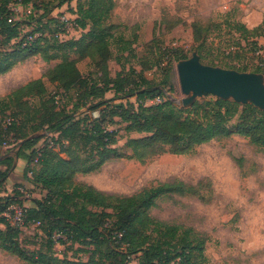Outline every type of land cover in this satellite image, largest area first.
Listing matches in <instances>:
<instances>
[{
	"label": "trees",
	"instance_id": "16d2710c",
	"mask_svg": "<svg viewBox=\"0 0 264 264\" xmlns=\"http://www.w3.org/2000/svg\"><path fill=\"white\" fill-rule=\"evenodd\" d=\"M64 2L70 0H61L60 5ZM10 3L11 0H0V75L27 57L39 55L46 62L56 61L46 74L58 83L62 96H51L46 82L37 78L0 98L3 109L13 111L0 119V147L11 144L9 139L14 138L17 156L27 161L23 180L45 192L41 198L33 199L34 206L25 204L28 198H24L23 184H16L13 192L7 194L5 184L14 170V156L0 161V248L34 264H52V255L30 253L18 240L20 226L36 222L43 226L48 221L52 224V243L86 241L96 246L86 261L64 257L56 264H105L94 256L97 246L104 242L112 246L106 258L115 257L114 264H133V256L138 259L136 264H202L205 238H191L189 229L157 220L150 213L159 197L192 192L195 186L174 180L136 194L117 195L87 183H76L75 176L96 171L109 159L122 156L115 146L117 133L106 122L107 109L126 121L127 131L145 134L130 137L126 143L132 150L131 156L141 161L158 151L186 153L196 145L232 134L244 136L264 150V109L215 97L182 107L169 95L165 96L164 85L152 84L144 75H139L145 81L142 86H128L121 72L111 77L109 61L115 58L120 63L121 55L135 51L138 40L137 34L130 40L113 33L114 25L109 19L117 6L116 0H78L72 10L83 32L80 37L70 39L57 36L65 31L64 23L60 17L51 16L49 10L29 14L25 21L37 22L31 33L23 34L24 21L9 20L14 15ZM29 4L25 1V5ZM51 23L56 26L47 33L44 28L51 29ZM234 27L238 32L250 34L246 37L252 38L250 43L254 45L259 44L257 37L264 36V19L253 28L237 20ZM30 36H34L32 40ZM113 45L116 54L111 50ZM164 49L169 63L177 56L188 58L179 47ZM72 53L79 56L72 58ZM229 55L237 60L226 61L222 66L264 71V64L249 69L250 63L242 62L253 56L242 47L229 50ZM85 58L96 62V75L93 72V76L87 77L80 70L78 62ZM109 91L114 93L111 98L106 96ZM132 96L135 101L130 99ZM29 98L38 99L31 109ZM62 99L65 104L59 108L57 104ZM117 99L127 101L116 102ZM26 107L30 110L26 111ZM92 112H98L99 116L93 117ZM8 116L16 120L5 126L3 120ZM28 128L30 134H26ZM89 144V156L83 157L77 150H85ZM13 204L23 207L21 224H12L4 214Z\"/></svg>",
	"mask_w": 264,
	"mask_h": 264
},
{
	"label": "rangeland",
	"instance_id": "374dc122",
	"mask_svg": "<svg viewBox=\"0 0 264 264\" xmlns=\"http://www.w3.org/2000/svg\"><path fill=\"white\" fill-rule=\"evenodd\" d=\"M25 1L30 4L25 5ZM60 2L61 0H11L9 7L16 19L24 21L22 32L26 34L31 33L37 22L25 21L29 15L27 12L29 8L33 12L49 10L52 12L51 16L60 18L76 17L72 9L77 7L78 0L64 2L62 6ZM116 2V10L109 19L114 25L113 33L130 40L137 34L138 40L135 43V51L131 55H126L127 53L121 55L120 63L115 58L109 61V75L115 78L117 73L121 72L120 76H124L128 86L145 85V81L143 82L140 77L144 75L152 84L164 85L165 96L169 95L176 104L182 107L191 106L181 103L187 95L181 88L177 63L183 59H178L177 56L169 63V55L164 53L165 47H179L181 53L188 55V58L197 52L203 63L213 62L215 66L221 67H224L222 66L224 62L234 60V55H229V50L242 47L250 56L253 55L249 60L241 59L242 62L250 63L249 69L264 64V36L257 37L259 44L254 45L250 43L252 38L246 37L250 34L238 32L234 27V22L241 20L239 2L234 0H116ZM131 3L137 4L134 16L127 15L126 8ZM254 5L262 8L264 0H254ZM41 18L45 19L42 16ZM54 26L56 25L51 23V29H44L48 33V30H54ZM82 32L83 29L79 26L69 28L65 31L63 39L78 38ZM151 38L153 43L149 44L147 41ZM111 50L113 54L117 53L114 45L111 46ZM78 56L76 53L71 54L72 58ZM26 59L18 63L16 73L12 77L20 76L24 80L43 74L50 95L62 96L58 83L50 80L46 74L56 61L44 62L39 55L33 57V61L30 62ZM94 64L96 62L89 58L78 62L80 70L87 77L93 76L91 75L93 72L94 75L97 74ZM256 73L262 76L264 82V71ZM134 80L137 83H134ZM7 81L5 77L0 82L5 84ZM8 89L5 87V90ZM106 96L111 98L114 93L109 91ZM213 97L218 98L211 93H204L198 95L194 101H204ZM130 99L135 101L136 97L132 96ZM37 100L29 98L30 109L33 105L36 106ZM122 101L126 102L127 99L116 100ZM64 104L65 100L62 99L57 105L62 108ZM148 104H152V101H148ZM2 105L0 104V119L9 112L13 113L11 110L3 109L5 106ZM30 109L26 107L25 110ZM92 114L93 117L99 116L98 112ZM105 114L109 127L117 133L115 146L122 156L109 159L96 171L77 174L76 183H87L99 190L117 195L136 194L145 188L174 180L193 185L196 189L192 192L159 197L157 204L150 210L151 215L165 223L180 225L181 229H189L191 238H205L202 264H264V150L252 144L248 138L232 134L196 145L186 153L158 151L141 161L131 156L132 150L126 143L130 137L145 134L127 131L126 121L109 112V109ZM26 134H30L29 128ZM9 140L11 144L0 147V155L15 146V139ZM90 145L85 150L77 151L83 157H87L91 151ZM13 172L15 169L11 171V178L5 184L7 194L13 192L16 184H23L21 189L24 198L29 199L25 204L34 206L33 198H41L45 192L40 186L24 181L21 175H14ZM51 225L47 221L43 226L33 223L20 226L18 234L20 245L30 253L44 252L48 256L52 255V264H56L58 259L64 257L75 261H86L90 258L96 248L94 243L86 241L71 243L61 240L52 243ZM1 226L5 228L4 225ZM97 247L98 251L94 256L98 262L100 260H104L105 264L117 262L115 257L106 258V254L113 250L109 243L104 242ZM137 262L138 259L133 256L132 263ZM0 264L34 262L0 248Z\"/></svg>",
	"mask_w": 264,
	"mask_h": 264
},
{
	"label": "water",
	"instance_id": "95a60500",
	"mask_svg": "<svg viewBox=\"0 0 264 264\" xmlns=\"http://www.w3.org/2000/svg\"><path fill=\"white\" fill-rule=\"evenodd\" d=\"M182 91L187 95L182 105H192L198 95L211 93L218 98L251 103L264 109V82L256 72L239 71L203 63L197 52L177 63ZM17 156V149L0 156V161L9 155ZM16 166L14 163L13 168Z\"/></svg>",
	"mask_w": 264,
	"mask_h": 264
},
{
	"label": "crops",
	"instance_id": "0c3cea01",
	"mask_svg": "<svg viewBox=\"0 0 264 264\" xmlns=\"http://www.w3.org/2000/svg\"><path fill=\"white\" fill-rule=\"evenodd\" d=\"M235 2H237V3L239 2L238 3V5H240V10L239 11H241V14H240L241 17L240 18L248 27L253 28V27L259 25L263 21V19H264V7H262V8L261 7H256L254 5V0H238V1H235ZM136 6H137L136 3H131L129 6H127V8H126L127 15L130 16L132 14V16H134L135 12H136V10H134V9H135ZM115 10H116V8H115ZM138 33H139V31H138ZM152 34H153V29H152ZM151 39H149L147 42H149ZM36 56H38V55L30 56L28 59H26L27 62L33 61L32 58L36 57ZM44 62H46V61H44ZM18 66L19 65L17 64L11 70H9L8 72L3 73V74L0 75V81H1V79H5V77L8 80L5 84H2L0 82V98L8 95L14 89L26 84L27 82H29V81H31L33 79L42 78L45 81V76L43 74L40 75V76H35L32 79L30 78V79H24V80H22V78H20V76L12 77L14 75V73H16V69H17ZM3 81L5 82V80H3ZM5 87H7L9 89L5 90ZM12 149H10V150H12ZM10 150H8L7 152H9ZM7 152L2 153L1 155L5 154ZM9 156H14V161L16 163V166L14 167L15 172H13V173H15L14 175H18L19 174L23 178L24 169H25V167L27 165V161L24 158H22V157H16V155H14V154H11ZM10 178H11V175L9 176L8 180ZM8 189H10V188L8 187ZM34 198H37V197H34ZM27 201H29V199H27Z\"/></svg>",
	"mask_w": 264,
	"mask_h": 264
},
{
	"label": "built area",
	"instance_id": "2783aa9c",
	"mask_svg": "<svg viewBox=\"0 0 264 264\" xmlns=\"http://www.w3.org/2000/svg\"><path fill=\"white\" fill-rule=\"evenodd\" d=\"M235 1H238V0H235ZM27 12L31 14L33 11L31 10V8H29ZM12 18L16 19L15 15H13V17H11L9 20H12ZM61 20L64 23L65 31L68 30L69 28L78 26L76 17L75 18L62 17ZM65 31L58 33L57 36H59L60 38H63ZM32 38L33 36L29 37V39L31 40ZM15 120L16 119L14 117L8 116L3 120V123L6 126V125L11 124ZM4 214L12 224H21L23 222V207L22 206L13 204L9 207V209ZM36 224L38 225L39 222H36ZM57 236H61V235L58 234Z\"/></svg>",
	"mask_w": 264,
	"mask_h": 264
}]
</instances>
